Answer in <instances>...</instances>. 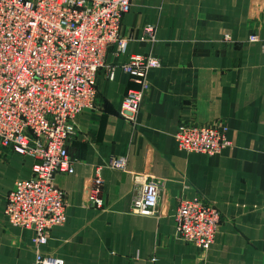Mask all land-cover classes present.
Segmentation results:
<instances>
[{
  "label": "crops",
  "instance_id": "obj_1",
  "mask_svg": "<svg viewBox=\"0 0 264 264\" xmlns=\"http://www.w3.org/2000/svg\"><path fill=\"white\" fill-rule=\"evenodd\" d=\"M253 33L264 39V0L135 1L121 23L126 55L110 49L96 77V106L75 119L67 144L75 171L55 176L67 197L66 222L46 245L37 247L34 232L4 213L35 160L0 145V264H33L38 251L65 264H264V52L248 42ZM129 54L160 61L133 122L119 115L127 92L139 88L123 69ZM181 123L225 125L231 145L216 156L183 151L174 138ZM113 157L125 167H110ZM98 168L103 210L86 199ZM148 178L162 190L157 213L147 217L131 206ZM183 198L220 211L206 252L176 237Z\"/></svg>",
  "mask_w": 264,
  "mask_h": 264
},
{
  "label": "built area",
  "instance_id": "obj_2",
  "mask_svg": "<svg viewBox=\"0 0 264 264\" xmlns=\"http://www.w3.org/2000/svg\"><path fill=\"white\" fill-rule=\"evenodd\" d=\"M137 0H0V145L35 160L30 179L18 180L7 195L5 215L15 227L34 232V244L46 245L54 227L66 222V193L55 176L71 175L75 163L67 144L76 117L93 110L98 99L96 77L112 47L126 55L121 37L124 15ZM148 25L145 37L154 39ZM230 39L229 36L225 37ZM248 42L264 39L253 33ZM160 61L151 55H127L123 69L139 88L127 92L120 117L135 121L147 89V75ZM114 68L109 72L113 79ZM222 124L181 123L175 133L180 149L216 156L231 142ZM111 158L109 166L125 167ZM104 179L98 168L87 193V205L105 208ZM162 182L147 179L134 197L131 212L157 213ZM176 237L208 251L215 241L221 214L217 206L201 199H180L175 213ZM33 264H65L40 251Z\"/></svg>",
  "mask_w": 264,
  "mask_h": 264
}]
</instances>
